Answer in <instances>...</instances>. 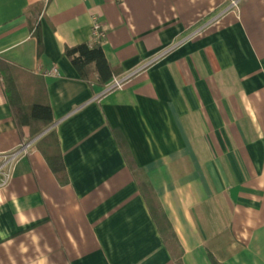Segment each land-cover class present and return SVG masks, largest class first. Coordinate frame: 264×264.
<instances>
[{
    "label": "crops",
    "instance_id": "0c3cea01",
    "mask_svg": "<svg viewBox=\"0 0 264 264\" xmlns=\"http://www.w3.org/2000/svg\"><path fill=\"white\" fill-rule=\"evenodd\" d=\"M41 1L0 0V59L40 78L63 172L0 76V264H264V0H49L38 52ZM93 18L119 88L64 54Z\"/></svg>",
    "mask_w": 264,
    "mask_h": 264
},
{
    "label": "trees",
    "instance_id": "16d2710c",
    "mask_svg": "<svg viewBox=\"0 0 264 264\" xmlns=\"http://www.w3.org/2000/svg\"><path fill=\"white\" fill-rule=\"evenodd\" d=\"M48 1L31 4L23 12L30 35L37 41L38 52L41 44L39 17ZM64 54L70 60L78 77L88 84L104 87L114 77L120 75L118 68L111 66L107 61L101 40L65 47ZM0 76L11 113L22 135L34 138L53 123L52 109L41 98L43 91L38 76L1 59ZM35 145L51 171L56 176L62 175L63 169L54 130L51 129L42 135Z\"/></svg>",
    "mask_w": 264,
    "mask_h": 264
},
{
    "label": "built area",
    "instance_id": "2783aa9c",
    "mask_svg": "<svg viewBox=\"0 0 264 264\" xmlns=\"http://www.w3.org/2000/svg\"><path fill=\"white\" fill-rule=\"evenodd\" d=\"M239 1L240 0H230L229 6L227 9H237ZM104 36H105V33L101 29L100 24L97 22L96 18H93V21L91 24L90 43H96L100 41L101 39H103ZM55 72H56L55 69L48 71V73H55ZM122 82H123V79L113 78L107 85L106 90H111L113 88H119ZM19 152L20 151H15V152H12L4 156L2 162H0V187H3L7 183L9 175H10L11 162L16 158Z\"/></svg>",
    "mask_w": 264,
    "mask_h": 264
},
{
    "label": "water",
    "instance_id": "95a60500",
    "mask_svg": "<svg viewBox=\"0 0 264 264\" xmlns=\"http://www.w3.org/2000/svg\"><path fill=\"white\" fill-rule=\"evenodd\" d=\"M52 127V125H50L49 127H47L46 129H44L41 133H39L38 135H36L34 138H32V140H36L39 137H41L44 133H46L50 128Z\"/></svg>",
    "mask_w": 264,
    "mask_h": 264
}]
</instances>
